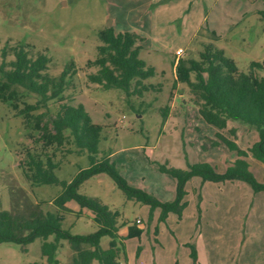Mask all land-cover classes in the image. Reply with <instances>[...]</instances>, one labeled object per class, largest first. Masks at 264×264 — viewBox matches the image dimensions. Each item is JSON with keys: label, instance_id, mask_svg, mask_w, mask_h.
Here are the masks:
<instances>
[{"label": "rangeland", "instance_id": "obj_1", "mask_svg": "<svg viewBox=\"0 0 264 264\" xmlns=\"http://www.w3.org/2000/svg\"><path fill=\"white\" fill-rule=\"evenodd\" d=\"M263 9L264 0H0V64L3 50L5 63H9L18 47H23L29 58L38 54L47 57L45 73L53 78L72 64L64 91L45 105H38L30 115L20 111L39 103L36 94L18 87L11 103L0 101V210L24 217L34 212H56L52 202L61 188L36 186L26 180L23 171L28 153L39 154L42 161L46 160L45 155L50 156L57 163V178L67 183L89 166L86 154L76 153L71 139L61 147L55 144L45 147L41 139L36 117H42L40 128L56 115L62 104L82 106L91 121L103 127L98 158L109 157L132 188L153 197L160 192L156 185L160 175L158 165L180 169L181 163L184 166L186 163V168L206 163L221 168V172L215 168L218 174L225 172L237 156L224 145L213 147L215 134L220 133L247 151L257 141L258 133L237 121H228L221 131L207 125L192 103L189 88L175 81L174 53L180 48L178 60H198L203 45L209 43L221 49L239 71L247 72L250 62L264 61ZM109 27L117 33H135L142 39L138 58L154 70V75L143 84L154 90L141 97H127L122 91L104 90L87 80L89 74L98 71L88 64L95 59L96 47L100 46L98 33ZM190 79L193 80V75ZM231 131H235L234 136ZM246 162L256 181L263 183L264 164L250 156ZM234 187L233 194L228 193L230 187H221L223 194L217 191L209 199L214 206L209 209L213 219L209 226L222 230L212 236L216 251L213 264H264V192L254 193L239 180L233 183ZM77 193L97 199L118 212L119 233L127 234L133 229L140 234L152 222L148 221V207L127 199L105 174L85 180ZM200 202L199 195L198 225L202 214ZM66 206L70 212L58 213L63 230L74 235L96 231L88 210L74 201ZM165 225L167 230L154 243L146 233L125 241L129 264H136L137 248L147 263L162 253L166 258L177 259L170 247L174 241L178 244L179 234L171 228L173 225ZM152 229L156 232L155 226ZM108 241L107 237L102 238L100 246L106 248ZM40 247L39 239L25 248L0 244V264L41 263ZM73 255L67 243L61 241L56 259L71 264Z\"/></svg>", "mask_w": 264, "mask_h": 264}, {"label": "trees", "instance_id": "obj_2", "mask_svg": "<svg viewBox=\"0 0 264 264\" xmlns=\"http://www.w3.org/2000/svg\"><path fill=\"white\" fill-rule=\"evenodd\" d=\"M262 13L264 14V9ZM98 41L100 46L96 47L97 55L93 61L88 62L98 68V71L87 76L90 83L97 84L104 90L122 91L127 97H141L143 93L154 90L151 85L143 84V81L154 75V70L138 58L141 49L139 43L142 41L139 36L132 32L117 33L109 27L98 33ZM26 53L23 47H18L13 50L14 60L5 63L6 51H2L0 101L11 103L17 96L18 87L36 94L40 98L39 103L26 106L20 111L27 116L38 105H45L64 91L67 73L72 64L58 77L53 78L45 73L47 57L38 54L32 59ZM259 71H264V61L250 62L247 72H242L221 49L209 43L203 45L198 60H177L175 81L189 88L192 103L198 108V115L207 125L221 131L226 128L228 121H237L253 127L258 133V139L247 151H243L233 141L216 133V141H212L211 145H224L237 156L222 174L216 173L215 168L206 163L188 165L186 169L171 168L168 164L158 165L159 173L168 175L176 182L175 196L170 202L159 201L149 193L132 188L108 157L98 158L103 127L94 124L82 106L62 104L56 115L40 128L42 117H36V125L42 133L41 139L45 147L54 144L61 147L71 139L76 153L86 154L89 166L80 170L67 183L57 178V163L50 156L45 155L46 160L42 161L39 154L28 153V162L23 171L26 180L36 186L57 185L61 188V193L52 202L56 212H34L24 217L0 210V244L10 243L25 248L34 239H39L43 262L38 264H63L56 259L61 241H65L74 252L70 259L71 264H127L125 241L137 237L140 231L129 229L126 236L120 235L117 226L118 212L110 210L97 199L77 193L79 185L85 180L101 174L110 177L127 199L147 206L149 222L155 210H159L158 222H165L169 214L181 219L186 206L184 187L192 178L212 183L239 180L247 184L254 193L264 192V182L256 181L246 162L250 156L264 164V73L259 75ZM191 75L193 80L190 79ZM13 106L17 108L16 104ZM163 113L161 114L164 118ZM234 133L235 131H231L230 134L234 136ZM71 201L91 213L96 228L94 233L74 235L61 228L62 220L58 213L70 212L65 204ZM105 237L109 241L107 247L102 248L100 241ZM184 246L189 251L190 264H197L195 248L190 244ZM139 252L137 248L136 256Z\"/></svg>", "mask_w": 264, "mask_h": 264}, {"label": "crops", "instance_id": "obj_3", "mask_svg": "<svg viewBox=\"0 0 264 264\" xmlns=\"http://www.w3.org/2000/svg\"><path fill=\"white\" fill-rule=\"evenodd\" d=\"M177 50H181L178 48ZM176 50V51H177ZM175 51V52H176ZM175 54V53H174ZM175 56L174 59V68L177 63L178 58ZM220 147V145H218ZM106 157V156H105ZM109 158V157H108ZM190 160L187 158V162L189 164H192V162H189ZM248 161H250L248 159ZM258 163V162H255ZM261 163V162H259ZM231 162L228 161V165H230ZM186 163L185 166L181 163L180 169H185L186 168ZM229 167V166H228ZM216 170H222L221 168ZM221 172V171H219ZM100 176V175H98ZM96 176V177H98ZM159 182L156 183V185L159 186V191L160 192H155V197L159 201H172L175 196V187H176V182L174 179H171L168 177L166 174L160 173L158 177ZM232 182H221V183H212V182H205L202 181L200 178H192L188 182H186L184 190L186 192L184 201L186 202V206L184 207L182 211V217L180 220L177 219L176 215L174 214H169L166 217L165 223L164 222H158L159 218V210L153 211L152 214V222L149 224V228L142 230L141 233L138 235V237H143L144 234H148L151 238L152 243L160 240L161 234H163L167 230V224L173 225L171 228L175 229L176 233H178V244L177 242L174 241V243H171V251L172 254L176 252L177 254V259L172 258H166V256L163 255V253L159 256L158 254V259L154 261L148 260L143 261L142 254L143 252L140 250L138 259L136 260V264H177V261H180V258H182V261H180V264H190L191 260L189 257V251L187 248H185L184 244H190L192 245L197 253V259L198 262L197 264H213L215 262V248H214V242L212 239L213 234L216 235L217 233H221L222 230L220 229H212L209 225L211 221H213L212 217L209 216L212 214V212L209 211L210 208L214 207L212 202L209 200L211 197L215 195L217 191H219L220 194L222 193V190H220L221 187L229 188L228 193H234V188ZM232 188V189H231ZM240 188V187H239ZM237 188V189H239ZM228 190V189H227ZM154 191V190H153ZM166 192V193H165ZM199 195L201 197V202H200V207L202 209V214L200 215V225L199 224V217H197V209L196 206L198 205L199 201ZM67 204V203H66ZM65 204V207H67ZM146 209V208H145ZM148 212V210H147ZM208 213V215H207ZM210 217V218H209ZM215 221V219H214ZM198 225V226H197ZM153 226L156 227V232L153 231ZM120 235L122 233H119ZM123 236H126L127 234L124 233L122 234ZM136 238V237H134ZM132 238V239H134ZM150 241V242H151ZM160 242V241H159ZM160 245L161 249V243H158ZM179 245V246H178ZM128 257H129V253ZM144 257V256H143ZM142 260V261H141ZM141 261V262H140ZM152 261V262H151ZM127 264L129 262L127 261Z\"/></svg>", "mask_w": 264, "mask_h": 264}, {"label": "built area", "instance_id": "obj_4", "mask_svg": "<svg viewBox=\"0 0 264 264\" xmlns=\"http://www.w3.org/2000/svg\"><path fill=\"white\" fill-rule=\"evenodd\" d=\"M181 53H182V50H177V51L175 52L176 57L178 58V57L180 56Z\"/></svg>", "mask_w": 264, "mask_h": 264}]
</instances>
